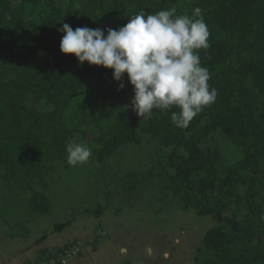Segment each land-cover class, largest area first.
Segmentation results:
<instances>
[{"label": "trees", "instance_id": "16d2710c", "mask_svg": "<svg viewBox=\"0 0 264 264\" xmlns=\"http://www.w3.org/2000/svg\"><path fill=\"white\" fill-rule=\"evenodd\" d=\"M173 5L177 15L202 9L210 47L199 55L218 93L186 127L171 121L176 108L139 118L127 74L117 82L112 70L60 51L64 23L106 35L142 10ZM72 107L78 121L69 129ZM84 123L97 128L96 161L147 137L163 153L157 176L183 211L226 213V227L205 232L194 264H264V0H0V170L9 188L31 193V211L49 212V198L35 186L48 189L54 162L65 159L68 139ZM153 174L127 173L128 191Z\"/></svg>", "mask_w": 264, "mask_h": 264}, {"label": "rangeland", "instance_id": "374dc122", "mask_svg": "<svg viewBox=\"0 0 264 264\" xmlns=\"http://www.w3.org/2000/svg\"><path fill=\"white\" fill-rule=\"evenodd\" d=\"M77 121L72 107L65 125L72 129ZM96 135L93 123L79 126L68 142L87 143L92 149L88 162L72 166L66 155L54 162L48 189L35 186L49 198L47 214L31 211L27 202L31 193L9 188L0 170V264H44L61 245L74 241L80 243V252L67 264H194L205 232L226 227V213L199 217L194 210L183 211L164 177L157 176V160L163 153L147 137L98 162L93 153ZM227 153L236 159L229 146ZM150 169L151 180L128 191L132 188L126 174Z\"/></svg>", "mask_w": 264, "mask_h": 264}, {"label": "clouds", "instance_id": "9594fccd", "mask_svg": "<svg viewBox=\"0 0 264 264\" xmlns=\"http://www.w3.org/2000/svg\"><path fill=\"white\" fill-rule=\"evenodd\" d=\"M173 5L155 14L140 11L119 29L77 27L64 23L60 51L79 63L112 70L113 79L127 74L133 87L132 110L139 118L151 119L153 110L171 112V121L186 127L205 107L213 104L217 90L210 88V73L201 65L199 50L208 49L209 30L200 8L177 15ZM120 84V88H123ZM67 162H88L92 149L87 143L70 140ZM260 219L264 221V214Z\"/></svg>", "mask_w": 264, "mask_h": 264}, {"label": "built area", "instance_id": "2783aa9c", "mask_svg": "<svg viewBox=\"0 0 264 264\" xmlns=\"http://www.w3.org/2000/svg\"><path fill=\"white\" fill-rule=\"evenodd\" d=\"M80 252V243L78 241L70 243L60 248L57 253H54L44 264H67V260L71 257H75Z\"/></svg>", "mask_w": 264, "mask_h": 264}, {"label": "crops", "instance_id": "0c3cea01", "mask_svg": "<svg viewBox=\"0 0 264 264\" xmlns=\"http://www.w3.org/2000/svg\"><path fill=\"white\" fill-rule=\"evenodd\" d=\"M63 245H65V244H63ZM63 245H61V246H63ZM59 247H60V246H59ZM52 252H53V251H52ZM45 253L47 254V253H49V252H45ZM45 253H44V255H45Z\"/></svg>", "mask_w": 264, "mask_h": 264}]
</instances>
